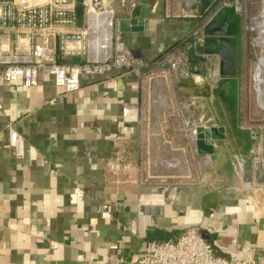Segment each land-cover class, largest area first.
I'll use <instances>...</instances> for the list:
<instances>
[{
    "label": "crops",
    "instance_id": "obj_1",
    "mask_svg": "<svg viewBox=\"0 0 264 264\" xmlns=\"http://www.w3.org/2000/svg\"><path fill=\"white\" fill-rule=\"evenodd\" d=\"M204 1L139 0L131 16L119 13L140 27L121 31L127 49L141 62L156 58L207 19L212 0ZM187 55L180 79L184 99L198 64ZM196 86L205 91L207 80ZM167 96L174 114L170 138L183 146V120L190 119L184 114L190 111H179L175 95ZM148 97L131 71L84 75L71 93L48 75L35 87L22 79L0 81V264H117L118 251L134 262L148 241L174 240L193 225L216 254L235 260L257 254L264 264V185L257 165L242 151H224L228 139L220 131L223 138L204 143L210 151L192 144L195 162L205 166L203 177L196 180L192 171L189 178L156 174L141 152L163 142L149 129ZM129 101L140 102L139 114L123 117L121 106ZM9 123L24 140L21 157L9 145ZM223 171L225 184L209 185ZM132 224L135 234L128 230Z\"/></svg>",
    "mask_w": 264,
    "mask_h": 264
},
{
    "label": "built area",
    "instance_id": "obj_2",
    "mask_svg": "<svg viewBox=\"0 0 264 264\" xmlns=\"http://www.w3.org/2000/svg\"><path fill=\"white\" fill-rule=\"evenodd\" d=\"M138 4L139 0H0V81L22 79L26 87H35L43 75H48L56 87L71 93L80 88L84 75L104 77L116 70L131 71L145 86L149 94L148 111L152 118H159L158 135L164 137L169 123L160 118L168 108L163 81L176 83L179 88L181 77L187 73L188 52L198 63L191 73L194 83L208 80L212 89L223 79L219 55L203 51L202 27L217 8L200 26L156 58L141 62L132 56L121 36L120 23L129 17L123 19L119 14L126 11L131 16ZM176 102L179 111L189 112L191 105L184 100L180 102L178 97ZM139 111V101L121 106L123 117L138 115ZM197 127L212 126L208 121L192 122L188 118L183 120L181 133L186 140L195 142ZM6 133L15 155L21 157L23 138L12 123L7 124ZM157 168L156 174L178 176V173L164 174ZM102 207L106 209L107 205ZM128 230L136 233L133 224ZM114 259L117 264H259L260 261L257 254L242 260L216 254L196 225L184 229L174 240L148 241L134 262L126 261L119 251Z\"/></svg>",
    "mask_w": 264,
    "mask_h": 264
},
{
    "label": "rangeland",
    "instance_id": "obj_3",
    "mask_svg": "<svg viewBox=\"0 0 264 264\" xmlns=\"http://www.w3.org/2000/svg\"><path fill=\"white\" fill-rule=\"evenodd\" d=\"M198 1L200 5H205L204 0ZM213 1V3L208 4L210 12L223 5V3L227 4L229 9L226 12V17L229 18L230 24L234 29L232 40L235 43L238 59L236 73L233 76L222 79L215 88L210 90L211 83L207 80L208 88H205V91L200 88L197 90L193 80L192 83L195 86L187 87V93L190 95L186 96L185 99L183 98L184 94L182 91L184 90L181 81L178 88L176 83L163 79L164 92L166 95L167 92L172 93L176 99L177 97L179 98L180 102L184 100L191 105L190 112L184 115L190 117L192 122L202 120L208 121L211 126L218 124L223 126L222 132H225L228 139L223 143L225 144L224 151H228L229 154L235 150L242 151L246 158L253 162L252 165H257L256 173L257 178L260 179L259 184L264 185V166H262L264 161V73L261 69L262 67L264 68V60L262 58V55L264 56V34L252 27L258 23L257 16L262 8L263 0ZM200 14H202L201 17L205 15L203 12H200ZM204 18L206 19L207 16ZM186 42L189 43L191 40ZM191 79L193 78L191 77ZM187 83L190 82L187 81L186 85ZM167 99L170 100L168 96ZM259 105H262L261 107L263 108ZM172 106L168 101L167 111L164 114H160V118L162 117V120H166L169 125L171 124L170 117L174 116L172 114ZM177 116H180V114L177 113ZM158 119L157 116L155 119L152 118L150 111L147 114V121L150 123L149 129L154 135H158L159 132L156 125ZM165 133L164 137L158 135L161 136L164 143H151L142 147L141 152L145 156L143 157L145 166L151 168L155 173H157L158 166L160 167L159 169L166 172L164 174L178 173V176L185 174L189 178V176L193 177V175L192 173L191 175L187 173L192 171L197 174L196 180L203 177L207 172L204 170L205 166H203L202 162H195V149L191 139H187L184 145L180 146V144L172 143V140L170 143L167 142L166 138L172 136L169 127ZM163 139H166V141ZM180 141L183 143L184 138ZM216 163L217 166L221 164V161ZM206 165L210 167V163L207 164L206 162ZM126 167L128 168V165ZM227 167L229 168V166ZM227 167L224 168L228 169ZM214 171L216 170L214 169ZM223 173L222 178H214L209 185L215 188L225 184V178L227 177L224 171ZM228 175H230V171ZM173 176L178 177L177 174ZM147 180L149 178L144 179L145 182Z\"/></svg>",
    "mask_w": 264,
    "mask_h": 264
},
{
    "label": "water",
    "instance_id": "obj_4",
    "mask_svg": "<svg viewBox=\"0 0 264 264\" xmlns=\"http://www.w3.org/2000/svg\"><path fill=\"white\" fill-rule=\"evenodd\" d=\"M227 6H219L205 21L202 32L204 35L203 51L208 54H218L220 57V74L224 77L233 76L237 70V50L232 40L233 26L226 19ZM139 23V22H138ZM134 21L123 20L120 30H139L134 27ZM133 26V27H131ZM222 131L216 126L196 128V142L200 152L210 151L205 149V144H212L213 140L223 138L218 132Z\"/></svg>",
    "mask_w": 264,
    "mask_h": 264
},
{
    "label": "bare ground",
    "instance_id": "obj_5",
    "mask_svg": "<svg viewBox=\"0 0 264 264\" xmlns=\"http://www.w3.org/2000/svg\"><path fill=\"white\" fill-rule=\"evenodd\" d=\"M258 13H259L257 16L258 23L256 26H252V27L258 29L261 34H264V0L262 2V8H261L260 12H258ZM259 55H261V54H259ZM262 58L264 60L263 55H262ZM261 69H262V72L264 73V68L262 67ZM263 82H264V80H263Z\"/></svg>",
    "mask_w": 264,
    "mask_h": 264
},
{
    "label": "trees",
    "instance_id": "obj_6",
    "mask_svg": "<svg viewBox=\"0 0 264 264\" xmlns=\"http://www.w3.org/2000/svg\"><path fill=\"white\" fill-rule=\"evenodd\" d=\"M214 1L212 0V2L211 3H213ZM81 12H82V10H81V8H79V14H81Z\"/></svg>",
    "mask_w": 264,
    "mask_h": 264
},
{
    "label": "flooded vegetation",
    "instance_id": "obj_7",
    "mask_svg": "<svg viewBox=\"0 0 264 264\" xmlns=\"http://www.w3.org/2000/svg\"><path fill=\"white\" fill-rule=\"evenodd\" d=\"M237 63H238V60H237ZM238 65V64H237Z\"/></svg>",
    "mask_w": 264,
    "mask_h": 264
}]
</instances>
